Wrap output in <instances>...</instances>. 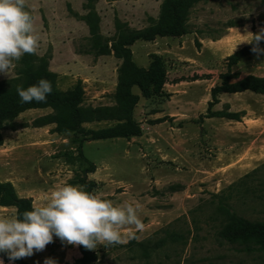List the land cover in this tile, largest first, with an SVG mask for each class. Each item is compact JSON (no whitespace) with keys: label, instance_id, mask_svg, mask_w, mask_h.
<instances>
[{"label":"rangeland","instance_id":"374dc122","mask_svg":"<svg viewBox=\"0 0 264 264\" xmlns=\"http://www.w3.org/2000/svg\"><path fill=\"white\" fill-rule=\"evenodd\" d=\"M161 1L24 0L38 37L34 54L46 57L59 90L80 79L85 105H113L121 59L112 52L87 51L89 28L80 16L90 6L102 41L110 45L117 21L134 29L148 26L158 17ZM261 17L260 0H208L191 8L185 34L136 40L130 48L137 65L147 66L156 53L166 67L162 94L141 96L134 108L140 135L88 139L77 132L57 133L54 124L35 126L34 120L51 113V107L20 112L13 120L19 127L1 131L0 181H9L34 206L59 184L82 186L78 178L86 163L77 151L80 143L84 157L95 164L87 174L96 183L93 193L114 204H132L143 224L142 230L120 228V244L91 249L96 259L90 264H264L263 251L246 250L218 235L227 217L216 205V194L230 190L228 205L235 217L264 219V94L245 90L211 95L227 72V56L264 28ZM231 21L237 26H228ZM16 62L8 77L0 74V81L15 75ZM229 74L231 82L263 75L264 55L240 57ZM218 110L241 116L229 119L214 113ZM12 215L14 206L0 205V217ZM174 233L183 237L174 240ZM78 257V245L53 237L43 250L22 259L28 264H43L45 258L70 264Z\"/></svg>","mask_w":264,"mask_h":264},{"label":"trees","instance_id":"16d2710c","mask_svg":"<svg viewBox=\"0 0 264 264\" xmlns=\"http://www.w3.org/2000/svg\"><path fill=\"white\" fill-rule=\"evenodd\" d=\"M208 0H162L159 7L158 17L148 26L134 29L125 23L116 22V35L112 38L110 45L103 42L99 32L96 13L88 6V12L81 15L89 28L88 52L96 54H108L110 52L119 59L117 67L116 86L113 92L114 104L110 106L85 105L84 90L82 82L77 79L75 83L66 90L56 87V73L49 70L47 60L44 56H36L34 53L23 54L16 64L15 75L0 81V144L2 143L1 131L3 129L15 130L19 126L13 121L22 111L30 108L51 107L52 112L40 116L34 120L35 126L54 124L53 131L57 133L77 132L87 136L88 139H103L113 137L137 136L141 133L139 122L133 117L134 108L142 96L150 98L153 95L162 94L165 80L166 67L162 57L156 53L150 55L147 66L137 65L132 58L130 46L136 40L152 41L157 37H177L186 33L188 14L191 8L198 2ZM264 5V0H260ZM76 16L77 14L74 13ZM259 21H264L261 17ZM228 26H237L229 22ZM256 33V32H254ZM264 40L259 42L260 46ZM251 43L234 51L227 56V72L221 74L219 84L211 89L212 98L220 92H241L250 90L255 93L264 94V74L261 76L245 75L234 81L229 74L231 65L237 60L251 53ZM45 78L51 84V92L47 94L43 102L31 101L21 103L16 92V87H27L34 84L38 79ZM138 89L139 93L133 89ZM215 114L229 119L239 120L241 113L235 111L218 110ZM111 121L113 124L96 129H84V123ZM77 151L86 165L81 170L78 178L80 185L88 192L96 186L94 180L87 178V174L95 170V164L84 157L81 144L78 143ZM230 185L228 189H231ZM94 194V193H93ZM232 194L230 190L226 193L216 194V205L227 217L218 230V235L229 242L245 246L246 250L258 249L264 252V219L261 221H250L235 217L231 213L228 200ZM0 205H11L15 207V215L24 210H31L34 205L29 197H20L16 194L13 185L9 181H0ZM183 236L179 233L172 234V238L179 239ZM80 257L70 264H90L96 259L93 250L85 249L78 245ZM4 261L7 257L0 253ZM18 264H28L22 258L14 260Z\"/></svg>","mask_w":264,"mask_h":264},{"label":"clouds","instance_id":"9594fccd","mask_svg":"<svg viewBox=\"0 0 264 264\" xmlns=\"http://www.w3.org/2000/svg\"><path fill=\"white\" fill-rule=\"evenodd\" d=\"M251 34V39L245 42L253 45L252 52L264 55V48L258 46L264 40V28ZM37 44L38 37L24 0H0V74L8 77L14 61L25 53H34ZM51 90L45 78L27 87H16L21 103L43 102ZM124 226L143 229L132 204H114L82 186L63 183L51 189L39 206L0 217V253L12 264L14 260L31 256L34 250H43L53 237L62 244L80 245L89 250L98 245L111 246L123 242L119 229ZM0 264H4L2 258ZM43 264H55V261L45 258Z\"/></svg>","mask_w":264,"mask_h":264}]
</instances>
